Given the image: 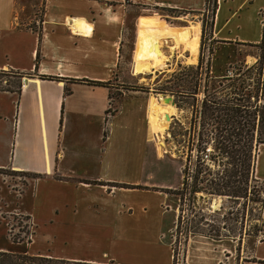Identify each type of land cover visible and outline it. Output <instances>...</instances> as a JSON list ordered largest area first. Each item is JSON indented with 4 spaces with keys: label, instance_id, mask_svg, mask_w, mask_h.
Here are the masks:
<instances>
[{
    "label": "crops",
    "instance_id": "0c3cea01",
    "mask_svg": "<svg viewBox=\"0 0 264 264\" xmlns=\"http://www.w3.org/2000/svg\"><path fill=\"white\" fill-rule=\"evenodd\" d=\"M137 7L145 13L137 16ZM263 9L264 0H218L214 77L225 75L237 44L261 41ZM166 10L201 13L205 0H0V70L31 76L20 92L0 91V170L41 176L28 182L20 198L6 192L13 189L9 181L0 180V216L9 199L11 213L30 218L34 238L27 254L173 264L162 235L178 213L164 190L176 185L155 174L167 158L155 155L152 133L158 139V126L150 119V98L127 95L109 115L110 89L90 85L114 80L139 30L136 21L153 22L150 32L167 22ZM148 35L141 41L140 74L132 73L141 80L162 40H178L172 32ZM255 177L264 182V144ZM5 232L0 224V251L19 252ZM35 244L40 249L32 252ZM185 252L184 264H227L236 245L197 236ZM241 264H264V239Z\"/></svg>",
    "mask_w": 264,
    "mask_h": 264
},
{
    "label": "trees",
    "instance_id": "16d2710c",
    "mask_svg": "<svg viewBox=\"0 0 264 264\" xmlns=\"http://www.w3.org/2000/svg\"><path fill=\"white\" fill-rule=\"evenodd\" d=\"M217 9L218 0H205V10L199 13L204 18L201 21L202 37L198 64L180 66L179 71L173 73L154 92L157 95L173 96L175 106L181 111L188 110L192 117L191 129L185 134L181 130L177 131L174 125L170 128L174 137L189 135V145L186 148L187 163L182 170L181 185L174 190H164L180 199L179 215L175 223L176 240L182 236L185 244L191 236H202L215 241L230 240L236 243V252L239 255L246 239L264 233V191L261 182L255 177L258 148L264 144V23L258 44H237L256 48L257 61L251 65L246 64V61H239L228 66L223 77L216 78L211 73V60L216 44L213 32ZM166 12L174 16L179 11ZM206 19H209L208 27ZM206 34L210 43L206 48L208 58L204 62ZM118 73L109 83H90L110 89L111 106L115 107V110L111 111L112 115L120 110L130 93L151 92L149 89L133 87L124 88L121 94L114 95L113 83ZM7 77L15 80H3ZM25 77L31 76L13 70H0V91L20 92ZM40 78L49 79L43 76ZM4 82L6 86H3ZM209 146L212 152L208 163L202 155ZM193 152L195 158H192ZM14 175L31 179L41 177L19 172ZM198 195L201 196L198 198ZM220 197L227 198L228 212L223 214L222 220L218 222L214 216L208 218L206 213L211 210L213 200ZM199 200L202 201V206L198 204ZM218 210L216 209L215 214ZM257 211L256 219H252V214ZM27 220L30 218L27 217ZM13 243H17V238H14ZM176 263L174 255L173 264ZM0 264L100 263L32 256L26 252L0 251Z\"/></svg>",
    "mask_w": 264,
    "mask_h": 264
},
{
    "label": "rangeland",
    "instance_id": "374dc122",
    "mask_svg": "<svg viewBox=\"0 0 264 264\" xmlns=\"http://www.w3.org/2000/svg\"><path fill=\"white\" fill-rule=\"evenodd\" d=\"M137 16L141 15V13H145L146 9L144 7H137ZM43 13V8L41 7L38 13V16H41ZM167 13V12H166ZM169 14V13H167ZM172 14V13H171ZM187 15V17H186ZM170 16V14H169ZM180 17L177 19L176 17ZM204 17L199 15L197 12L192 11H182L174 14V16H170L167 18V22L162 24L159 28H154L149 32V27H154L155 25L148 19H142L140 22L139 20L135 23V29H139L136 31L131 37V44L129 46V52L126 55L120 72L118 73V77L113 83L112 93L121 94L122 89H129L133 87L143 88L144 90L149 89L151 90L150 93L145 92H136L130 93L131 95H137L144 98H150V104L157 103L160 105H164L167 108V112L169 116L172 118L171 121H164V127L162 129L156 128L157 130V137L153 136V144L155 148V155L162 159L167 158L165 161L166 165L159 167L158 171L155 172L156 177L160 180H168L169 183L176 185V189L181 185L182 182V170L187 163V145L189 142V135L185 136H178L174 137L172 132L170 131L171 125H174L177 131L183 132L184 134L191 129L192 117L188 110H179L176 106H173L171 103H164V98L170 95L164 94H156L154 90L160 87L162 84L165 83L167 79L171 77V75L175 72H178L181 67H189V66H196L198 64L200 58V46H201V37H202V19ZM262 21L264 23V12L262 13ZM139 22V23H138ZM206 27H208L209 19L205 20ZM199 29V34L197 31ZM153 33V35H148L149 33ZM176 35L178 38L177 44L172 42L171 39L164 38L162 40L163 44V60L158 64L157 68L150 69L146 71L143 75H141L144 80H141V77H133L132 73L134 70L135 75H139L138 72V63L140 61V47L142 37L144 35H148L150 37H156L158 34H165L170 33ZM198 36V42L196 44ZM167 37V36H165ZM208 34H206L205 38V52L203 56L204 62H206L208 56L207 47L210 43L208 39ZM165 40H169L165 42ZM172 46L174 49H172ZM229 53V51H228ZM238 53L240 55H238ZM231 59L228 60V66L234 65L239 61H246V64H254L257 61V49L251 47H245L241 45H236L234 50H231L230 53ZM213 57V56H212ZM196 60V63L194 61ZM231 61V63H229ZM135 64V66H134ZM225 68V73L228 68ZM224 73V74H225ZM3 80H15L14 78H3ZM3 86H6V83H3ZM173 97V96H171ZM163 99V100H162ZM173 99H175L173 97ZM115 107L113 106V109ZM198 123V122H197ZM198 125V124H197ZM158 126V125H157ZM182 133V134H183ZM161 140L162 145L161 147L157 144V142ZM159 148L162 150L160 151ZM208 153V151H207ZM192 158H195V153H192ZM0 180L1 181H9V187L13 188L12 190L6 189V192L9 195L16 196L20 198V194L24 192V189L28 185V182L31 178L26 176L14 175L9 170H0ZM261 182V181H260ZM262 190L264 191V183L261 182ZM174 190V189H173ZM264 194V192H263ZM171 195V194H170ZM173 197V207L179 209L180 199L176 195H172ZM201 195H198L199 198ZM209 198V197H207ZM7 203L5 205L6 211L0 216V224L2 228L6 231V242L13 243L14 238H17L16 247L13 246V249L19 252L28 251L31 248V243L33 242V232H32V225L30 220H27V216H22L20 214L11 213L12 211V204H9L11 201L8 199L6 200ZM10 201V202H9ZM198 204L202 206V201L199 200ZM213 206L211 210H209L206 215L214 216V218L220 222L222 220L223 214L228 212V200L227 198H216L213 200ZM220 206V207H219ZM260 207L257 206V208ZM216 209L218 213L215 214ZM4 211V208L2 209ZM1 210V211H2ZM0 211V212H1ZM258 215V211L252 214V219H256ZM178 216V213H177ZM177 216L175 219V223L177 222ZM175 223L167 228L162 235V241L169 245L170 252L174 258L176 256V264H184L185 260V251L188 241L191 237H189L187 243H184V237L176 240L177 236L175 233ZM202 237V236H198ZM264 239V233H261L258 237H250L246 239L242 245L239 255L236 253H228V263L227 264H241L245 259L250 256V250L254 243ZM230 241V240H228ZM236 245V243H235ZM36 249H40V246L35 244L32 252H35Z\"/></svg>",
    "mask_w": 264,
    "mask_h": 264
},
{
    "label": "bare ground",
    "instance_id": "6f19581e",
    "mask_svg": "<svg viewBox=\"0 0 264 264\" xmlns=\"http://www.w3.org/2000/svg\"><path fill=\"white\" fill-rule=\"evenodd\" d=\"M172 49H174V47L172 46ZM163 47L162 45H159L154 57H153V64L147 68V71H149L151 68H157L158 64L163 60ZM163 100V99H162ZM161 104V103H160ZM157 103H152L150 105V119L151 121H153L154 123H157L158 128L162 129L164 126V121H166V116H169V113L167 112V108L164 105H160ZM159 145H162V141L159 140Z\"/></svg>",
    "mask_w": 264,
    "mask_h": 264
},
{
    "label": "built area",
    "instance_id": "2783aa9c",
    "mask_svg": "<svg viewBox=\"0 0 264 264\" xmlns=\"http://www.w3.org/2000/svg\"><path fill=\"white\" fill-rule=\"evenodd\" d=\"M264 10V9H263ZM262 10V11H263ZM261 18H262V12H261ZM262 25H263V21H262ZM6 71H8V70H6ZM201 97H202V95H201ZM115 109H113V106H111V102H110V111H114ZM109 115H111V112H110V114ZM207 151H208V153H207ZM211 152H212V148H211V146H209V148L206 150V152H205V154H203L202 156L204 157V159L209 163L210 162V160H209V156H210V154H211ZM194 153V152H193ZM213 206V205H212ZM220 207V206H219ZM177 211H178V215H179V209L177 208ZM177 218H178V216H177Z\"/></svg>",
    "mask_w": 264,
    "mask_h": 264
},
{
    "label": "water",
    "instance_id": "95a60500",
    "mask_svg": "<svg viewBox=\"0 0 264 264\" xmlns=\"http://www.w3.org/2000/svg\"><path fill=\"white\" fill-rule=\"evenodd\" d=\"M164 103H171L173 106H175L174 99H173V97H171V96H166V97L164 98ZM166 119H167L168 121H171V120H172V118H171L170 116H166Z\"/></svg>",
    "mask_w": 264,
    "mask_h": 264
}]
</instances>
